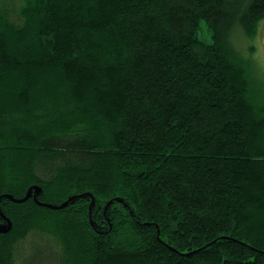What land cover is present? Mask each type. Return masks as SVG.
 Instances as JSON below:
<instances>
[{"label": "trees", "instance_id": "obj_1", "mask_svg": "<svg viewBox=\"0 0 264 264\" xmlns=\"http://www.w3.org/2000/svg\"><path fill=\"white\" fill-rule=\"evenodd\" d=\"M262 21L264 0H0V264H264Z\"/></svg>", "mask_w": 264, "mask_h": 264}, {"label": "rangeland", "instance_id": "obj_2", "mask_svg": "<svg viewBox=\"0 0 264 264\" xmlns=\"http://www.w3.org/2000/svg\"><path fill=\"white\" fill-rule=\"evenodd\" d=\"M251 44L255 47V52L257 51L256 55L254 56L256 65L259 62L261 67H258L259 71L264 70V21H262L261 24H259L257 36L255 37V40ZM257 57V58H256ZM262 74V72H261ZM264 78V77H263Z\"/></svg>", "mask_w": 264, "mask_h": 264}, {"label": "water", "instance_id": "obj_3", "mask_svg": "<svg viewBox=\"0 0 264 264\" xmlns=\"http://www.w3.org/2000/svg\"><path fill=\"white\" fill-rule=\"evenodd\" d=\"M31 191L33 192V199L36 201V196H37V194H39L40 192H41V188H39V187H37V186H32V187H30L28 190H27V192H26V195H25V197L23 198V199H21V200H14V199H12L9 195H4V196H2L3 198H7V199H12L14 202H24V201H26V200H28L29 198H30V193H31ZM77 196H73V197H71V198H69L66 202H64L61 206H59V207H55V206H51V205H46V204H43V203H38V204H40V205H42V206H46V207H48V208H52V209H61V208H64L67 204H68V202L69 201H71V200H73V199H75ZM91 203H93V199H91ZM4 218V217H3ZM5 219V221H6V223H7V228L6 229H0V232H7L10 228H11V224H10V221L8 220V219H6V218H4Z\"/></svg>", "mask_w": 264, "mask_h": 264}]
</instances>
